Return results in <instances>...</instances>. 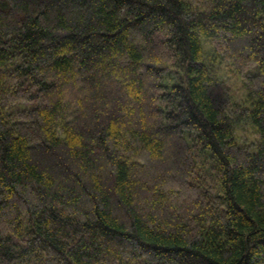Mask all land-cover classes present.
<instances>
[{
	"label": "trees",
	"instance_id": "obj_1",
	"mask_svg": "<svg viewBox=\"0 0 264 264\" xmlns=\"http://www.w3.org/2000/svg\"><path fill=\"white\" fill-rule=\"evenodd\" d=\"M0 264H264V0H0Z\"/></svg>",
	"mask_w": 264,
	"mask_h": 264
}]
</instances>
